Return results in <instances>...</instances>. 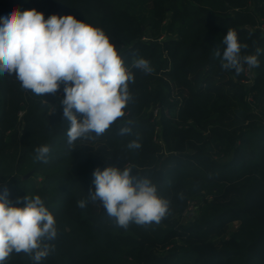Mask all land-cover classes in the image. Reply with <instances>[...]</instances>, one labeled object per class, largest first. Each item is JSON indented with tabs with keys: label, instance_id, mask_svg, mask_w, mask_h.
I'll use <instances>...</instances> for the list:
<instances>
[{
	"label": "trees",
	"instance_id": "trees-1",
	"mask_svg": "<svg viewBox=\"0 0 264 264\" xmlns=\"http://www.w3.org/2000/svg\"><path fill=\"white\" fill-rule=\"evenodd\" d=\"M32 9L102 29L134 77L125 115L69 148L64 85L38 96L0 75V195L17 207L39 196L56 220L39 264H264V0H0V18ZM229 29L242 55L262 50L259 67L222 68L214 51ZM138 58L153 71L133 67ZM42 145L47 163L35 160ZM108 165L150 180L169 214L118 227L88 198ZM3 264L37 262L13 253Z\"/></svg>",
	"mask_w": 264,
	"mask_h": 264
},
{
	"label": "clouds",
	"instance_id": "clouds-1",
	"mask_svg": "<svg viewBox=\"0 0 264 264\" xmlns=\"http://www.w3.org/2000/svg\"><path fill=\"white\" fill-rule=\"evenodd\" d=\"M222 68L234 70L237 75L244 66H260L255 54L242 55L237 33L229 29L223 36ZM133 67L151 73L149 61L138 58ZM14 75L21 87L38 96H55L64 85V97L59 100L63 118L68 122L69 148L79 139L102 136L119 118L132 99L129 83L133 75L105 32L76 19L73 15H51L44 18L35 9L13 11L0 18V75ZM131 132L119 128V135ZM94 134V137L93 135ZM138 141L128 144L139 149ZM51 149L42 145L35 149V160L47 163ZM132 169L108 165L93 172L95 190L88 198L99 202L118 227L130 224L147 226L159 224L169 214V201L160 197L150 180L132 176ZM24 207L12 206L7 195H0V264L11 254L24 253L37 264L50 254L46 241L57 237L56 220L39 196L25 198ZM20 201L18 200L17 203ZM86 200L78 201L81 209Z\"/></svg>",
	"mask_w": 264,
	"mask_h": 264
},
{
	"label": "rangeland",
	"instance_id": "rangeland-1",
	"mask_svg": "<svg viewBox=\"0 0 264 264\" xmlns=\"http://www.w3.org/2000/svg\"><path fill=\"white\" fill-rule=\"evenodd\" d=\"M192 209V207H191ZM190 209V211H187L184 215V222L190 221L192 219V217L194 216V212ZM237 227V223L235 222L234 224L231 225L230 227V231L235 230V228Z\"/></svg>",
	"mask_w": 264,
	"mask_h": 264
}]
</instances>
